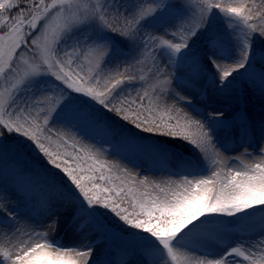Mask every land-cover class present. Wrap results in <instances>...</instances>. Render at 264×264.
<instances>
[{"label":"snow or ice","instance_id":"snow-or-ice-1","mask_svg":"<svg viewBox=\"0 0 264 264\" xmlns=\"http://www.w3.org/2000/svg\"><path fill=\"white\" fill-rule=\"evenodd\" d=\"M0 264H264V0H0Z\"/></svg>","mask_w":264,"mask_h":264},{"label":"rangeland","instance_id":"rangeland-1","mask_svg":"<svg viewBox=\"0 0 264 264\" xmlns=\"http://www.w3.org/2000/svg\"><path fill=\"white\" fill-rule=\"evenodd\" d=\"M245 99L243 97H241L239 100H237L235 97L233 96H224V97H220L219 99H213L210 101V106L207 107V111L208 112H212L213 109H218V110H223L226 114H227V118L231 119V117L233 116V114L238 110V109H242L245 106ZM248 104V108L250 110V112H252L253 114L258 113V107H254L252 102H247ZM106 147H108L106 145ZM171 151L175 152V153H179L181 155H183L182 153H184V155H188L189 152L191 151L190 146L187 145L186 143H184L181 140H176L173 141L170 145ZM240 151H242V149H240ZM238 153L236 152H229L228 155H236ZM110 159H112V157H109ZM139 163V161H138ZM179 161L173 159L169 162L168 167L172 168V169H176L178 167ZM148 166L145 165L144 168L141 169H135L136 171H141V174H147L150 179H162V178H166L164 176H162L160 173L155 172V171H147ZM50 238H52L50 236ZM57 239H60L63 241V243L65 244H69L72 243L75 239V237L73 236V234L71 233V231H65V229L62 227L60 232L57 234V236L55 237Z\"/></svg>","mask_w":264,"mask_h":264},{"label":"trees","instance_id":"trees-1","mask_svg":"<svg viewBox=\"0 0 264 264\" xmlns=\"http://www.w3.org/2000/svg\"><path fill=\"white\" fill-rule=\"evenodd\" d=\"M184 155V153H182ZM36 161H33V163H35Z\"/></svg>","mask_w":264,"mask_h":264}]
</instances>
